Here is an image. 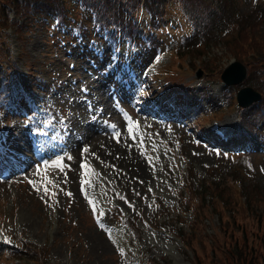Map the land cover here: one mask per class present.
I'll list each match as a JSON object with an SVG mask.
<instances>
[{
    "label": "rangeland",
    "instance_id": "obj_1",
    "mask_svg": "<svg viewBox=\"0 0 264 264\" xmlns=\"http://www.w3.org/2000/svg\"><path fill=\"white\" fill-rule=\"evenodd\" d=\"M232 2L225 11V22L221 18L215 21L213 16L209 17L210 13L220 15L222 11H218L219 7L215 5L212 10L210 7L208 14L204 13L206 6L203 5L200 10L204 15L199 14L198 18L200 27L205 24L216 29L210 30L205 40V43H209L207 47L192 49L191 53L183 56L185 60L182 63L186 68L181 69L174 79L191 87L192 105L195 108L205 109L207 105L223 102L225 88L221 83H216V78L230 61L236 60L237 55L251 59L249 81L247 78L245 81L254 90L264 86V74L256 73L260 67L258 62L264 59V0L260 1L261 7L255 6L253 0ZM257 22L259 25L253 33L251 29ZM36 23H31L28 31L21 34L20 43L14 40L13 28L12 37L7 42L12 56L20 54L18 60L19 68L23 70L22 82L27 84L26 75L30 70L34 76L38 75L45 80V86H37L32 94L38 105L34 112L36 123H26L30 118L21 111L1 112L5 126L0 127V146L1 149L8 146L5 150L11 156L1 157L0 162L5 158V167L15 169L8 179L0 178V222L4 224L6 232L11 236L22 233L26 240L36 244L37 249L47 246L44 260L52 264H127L126 258L119 254L124 243L123 233L120 236L124 228L117 219H110L109 212L118 210L131 218L136 217L135 210L142 211L143 215L153 214V195H165L168 186L170 189L167 194L173 195L172 189L178 187L179 180L175 178L169 185V175L161 169V162L164 161L165 149L179 139L181 153L198 176L196 183H191L194 189L199 187L201 179L209 185L208 195L201 194L199 189L190 194V207L195 211L198 208L200 213L198 223L188 233V240L196 245L201 264H204L206 254L207 258L214 254L212 236L216 255L221 261L223 247H229V243L235 242L237 227L245 228L249 223L250 229L254 224L250 212L244 214L246 219L241 215L245 188L240 190L238 183L233 180H238L241 186L244 184L246 189L258 184L264 191L262 151L250 159V168L242 163L231 166L229 160H222L206 152L189 133L177 129L174 124L151 120L144 116L145 113L137 114L136 105L140 98L138 89L145 85L141 70L151 62L154 55L151 41L146 46L149 48L141 44L130 51L129 62L135 71L127 74L105 42L83 38V41L69 43L68 39L58 34L53 33L51 36L44 26ZM228 27L227 35L222 37V32ZM238 29L241 31L239 35ZM7 33L11 35L9 29ZM249 34L253 37L248 40ZM162 40L164 35H160L159 41ZM233 41L237 42L240 51L231 43ZM166 47L168 43L160 46L156 52H164ZM253 47L255 51H252ZM164 62L168 74L175 62L170 51L164 53L160 63ZM73 64L75 67H71ZM108 65L110 67L106 75L100 76L98 80L93 79ZM199 72L200 78L197 75ZM204 76L211 78L212 82ZM85 85L88 91L82 92L81 88ZM237 89L232 90L236 92ZM147 93L152 95L150 88ZM88 102L92 105L91 110ZM262 106L264 97L255 114L260 113L259 108ZM124 111L140 117L141 132L126 133ZM242 116L243 113L240 114ZM240 117L236 106L232 104L218 111V114L200 118L199 123L233 118L239 125L233 127L226 136L228 141H232L237 130L238 133L243 132L239 128ZM246 118L247 123L251 122L248 134L256 135L259 129L264 131L263 122H253V116L252 120ZM36 128L42 131L36 132ZM112 129L117 132H112ZM58 148L62 150L54 155ZM84 148L88 151L85 152ZM41 155L46 156L47 165L40 161ZM58 157L61 158L59 166L56 163ZM84 159L96 160L99 168L96 183L89 186L86 194L83 193L84 176L80 172ZM210 167L215 171L208 169ZM90 200L94 207L96 201L107 213L106 220L112 222L117 232L106 233L92 219L95 213ZM161 220L163 218H158V223ZM263 232L264 225L258 233L254 231L253 235L263 238ZM252 240L247 234L246 241L251 243ZM243 241L245 238L239 242ZM142 242L150 257L161 255L163 258L165 255L167 258L166 254L170 253L172 257L169 260L173 264H190L192 259H186L178 252L175 255L173 246L158 235L143 232ZM255 243L259 244V241ZM3 260H0V264H9Z\"/></svg>",
    "mask_w": 264,
    "mask_h": 264
},
{
    "label": "trees",
    "instance_id": "obj_2",
    "mask_svg": "<svg viewBox=\"0 0 264 264\" xmlns=\"http://www.w3.org/2000/svg\"><path fill=\"white\" fill-rule=\"evenodd\" d=\"M232 4V0H0V62L7 64L10 71L4 79H14L15 72L19 70L7 43L11 38L7 33L10 28H14L13 36L17 43H20L21 34L24 35L28 31L31 23L37 22L36 24L44 26L51 36L53 32L58 33L62 30L64 25L72 27L76 38H83V35L89 31L87 28L94 26L100 28L99 30L104 32V38L114 44L117 35H121L134 45L144 36L135 16L141 6L152 18L153 28L158 29L160 25L164 26L163 12L167 6H170L181 20L189 22V20L196 21L199 14L204 15L200 10L203 5L206 6L204 13H207L210 7L212 10L216 5L219 7L218 11H222L221 16L210 13L209 17L213 16L214 20L221 18L222 22H225L227 20L225 11ZM11 13L14 17L10 16ZM75 37L71 36V41L76 40ZM93 37V34L89 36L90 39ZM197 38L198 36L195 39ZM189 42L188 40L184 43L185 52H191L188 47ZM178 55L182 56L185 53L178 52ZM17 58H21L20 54ZM256 228L260 230V225ZM254 236L258 235H252ZM22 250L23 252L17 251L12 254L9 252L4 258L0 253V260L4 259L3 261H8L9 264H31L30 260H35L37 264H52L45 260L40 261V251L29 244ZM233 250L232 247L227 249L225 254L223 253L224 264H264V250L262 254L261 247L249 245L244 258L233 256V261H230L227 254L232 255Z\"/></svg>",
    "mask_w": 264,
    "mask_h": 264
},
{
    "label": "snow or ice",
    "instance_id": "obj_3",
    "mask_svg": "<svg viewBox=\"0 0 264 264\" xmlns=\"http://www.w3.org/2000/svg\"><path fill=\"white\" fill-rule=\"evenodd\" d=\"M71 67H75V65L73 64V65H71ZM109 67H110V65L105 66V68H103V69H102V70H101L96 76H94L93 79L98 80V79L100 78V76H102V75H106L107 72H108ZM81 91H82V92H87V91H88L87 86H86V85L83 86V87L81 88ZM147 94H148V93H147L146 90H145V86H144V85H141V87L138 89V95H139V97L141 98V102H142L143 98H144ZM68 103L70 104L71 101H69ZM88 108H89V110H91V108H92V105H91L90 102H88ZM93 119H95V116H93ZM26 123L31 124V123H35V122L29 119V120H26ZM4 126H5V118H4V116H3V113H0V127H4ZM112 127L114 128V127H116V126H115V125H112ZM35 131H36V132H40V131H42V129L36 128ZM117 140H119V135L117 136ZM84 151L87 152L88 149H87V148H84ZM69 158L71 159V157H69ZM60 159H61V158H59V157L57 158V161H56L57 166H59V161H60ZM44 163H45V165H47L48 161H44ZM80 167L83 168V169H85V175H87V174H88V173H87V169H88L87 164H81ZM83 183H84V184H87L88 181L85 180V181H83ZM44 190H45V192H47V191H48L47 187H45ZM68 195L71 196L72 194L69 192ZM89 203L92 204L93 202L90 200ZM101 227H102V225H101Z\"/></svg>",
    "mask_w": 264,
    "mask_h": 264
},
{
    "label": "water",
    "instance_id": "obj_4",
    "mask_svg": "<svg viewBox=\"0 0 264 264\" xmlns=\"http://www.w3.org/2000/svg\"><path fill=\"white\" fill-rule=\"evenodd\" d=\"M245 77V69L238 64L231 65L228 70L225 71L223 75V79L225 82L238 84ZM241 94L245 95V100H241L239 97V101L243 106H246L255 100L256 96L252 95L250 90L242 91Z\"/></svg>",
    "mask_w": 264,
    "mask_h": 264
},
{
    "label": "bare ground",
    "instance_id": "obj_5",
    "mask_svg": "<svg viewBox=\"0 0 264 264\" xmlns=\"http://www.w3.org/2000/svg\"><path fill=\"white\" fill-rule=\"evenodd\" d=\"M91 175H93V174H91Z\"/></svg>",
    "mask_w": 264,
    "mask_h": 264
}]
</instances>
